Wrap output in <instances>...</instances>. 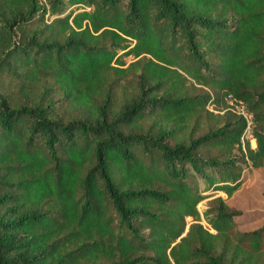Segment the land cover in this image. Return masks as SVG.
<instances>
[{"label": "trees", "instance_id": "trees-1", "mask_svg": "<svg viewBox=\"0 0 264 264\" xmlns=\"http://www.w3.org/2000/svg\"><path fill=\"white\" fill-rule=\"evenodd\" d=\"M248 162L264 0H0V264H264L223 197L199 222Z\"/></svg>", "mask_w": 264, "mask_h": 264}, {"label": "rangeland", "instance_id": "rangeland-1", "mask_svg": "<svg viewBox=\"0 0 264 264\" xmlns=\"http://www.w3.org/2000/svg\"><path fill=\"white\" fill-rule=\"evenodd\" d=\"M123 59L125 63L124 66H127L130 62L135 60L132 55L125 56ZM190 91L191 93H195V91ZM220 112L222 113V111ZM200 115L201 116L198 119L200 121L199 125L201 126L200 132L205 131L208 129V127H212L216 124L215 119L205 116L203 112H200ZM194 121L195 119L192 117L191 121L189 122L190 126L193 124L191 127L196 125ZM150 124L151 121H147L145 125L147 127L150 126ZM197 134L198 133L194 132V136ZM247 142L248 141H246V143ZM248 144L250 146V142H248ZM211 153L216 154V151L212 150ZM243 165L244 170L241 173V184L231 196H227L224 192L217 190H208L204 192V194L207 196L197 205L199 213H201L199 221L200 223L205 224L206 222L203 219L202 213L208 207L209 202L213 198L221 196L229 207L241 212V214L235 218L241 230H253L264 224V166L254 167L251 166L250 162H248V165ZM186 220L191 221V218H186ZM211 232H213V230Z\"/></svg>", "mask_w": 264, "mask_h": 264}, {"label": "built area", "instance_id": "built-area-1", "mask_svg": "<svg viewBox=\"0 0 264 264\" xmlns=\"http://www.w3.org/2000/svg\"><path fill=\"white\" fill-rule=\"evenodd\" d=\"M225 100L227 103L226 109L239 115L244 121L245 126L240 137L242 149L245 150L246 141L250 142V147L254 149L256 147V141L253 135V128L255 126V121L252 112L247 108L243 100L235 97L231 93H228L226 95ZM207 108L209 110H213V107L210 104L207 105ZM189 222L190 221H187L186 226L189 225ZM203 225L205 228H209V230L212 231V229L209 227V225L206 222Z\"/></svg>", "mask_w": 264, "mask_h": 264}, {"label": "crops", "instance_id": "crops-1", "mask_svg": "<svg viewBox=\"0 0 264 264\" xmlns=\"http://www.w3.org/2000/svg\"><path fill=\"white\" fill-rule=\"evenodd\" d=\"M190 223V222H189ZM189 226V225H188ZM188 226H186V229L188 228Z\"/></svg>", "mask_w": 264, "mask_h": 264}]
</instances>
